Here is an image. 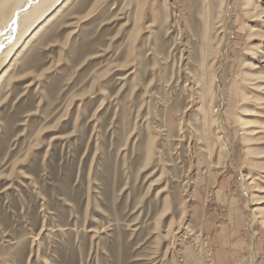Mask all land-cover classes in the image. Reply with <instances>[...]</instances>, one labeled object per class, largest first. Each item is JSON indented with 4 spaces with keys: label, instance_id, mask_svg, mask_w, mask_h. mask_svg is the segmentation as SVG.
Wrapping results in <instances>:
<instances>
[{
    "label": "rangeland",
    "instance_id": "1",
    "mask_svg": "<svg viewBox=\"0 0 264 264\" xmlns=\"http://www.w3.org/2000/svg\"><path fill=\"white\" fill-rule=\"evenodd\" d=\"M30 33L0 264H264V0H62Z\"/></svg>",
    "mask_w": 264,
    "mask_h": 264
},
{
    "label": "bare ground",
    "instance_id": "2",
    "mask_svg": "<svg viewBox=\"0 0 264 264\" xmlns=\"http://www.w3.org/2000/svg\"><path fill=\"white\" fill-rule=\"evenodd\" d=\"M11 1L12 5L9 3L10 7L5 8L4 10L1 8L0 12L1 60L8 58L9 55L14 52L20 42L22 43V40L24 41V39L35 28V26H37L51 11H53L62 0ZM247 9L249 10V8ZM250 10V12H252V9ZM7 77L8 75L0 79V87ZM13 77L14 76H11L7 81L10 82Z\"/></svg>",
    "mask_w": 264,
    "mask_h": 264
}]
</instances>
